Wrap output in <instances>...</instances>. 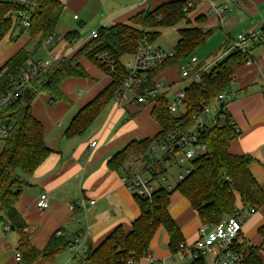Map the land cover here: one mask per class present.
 <instances>
[{
	"label": "trees",
	"instance_id": "16d2710c",
	"mask_svg": "<svg viewBox=\"0 0 264 264\" xmlns=\"http://www.w3.org/2000/svg\"><path fill=\"white\" fill-rule=\"evenodd\" d=\"M65 1L0 0V42L10 31L13 33L16 27H21L20 34L28 30L31 39H37V46H42L46 37L54 33ZM188 4L186 0L169 1L152 10H140L126 22L99 28L97 37L83 43L71 55L60 56L40 70L33 81L34 87L28 88L30 94L27 96L25 89L12 105L3 110L2 114L13 121L14 126L0 153V229L4 223L7 229L13 228L17 232L18 264H31L35 261L52 264L57 255L69 245L56 232L44 249L36 248L31 241V228L16 208L22 188L28 183L24 176L32 175L52 152L45 142L44 125L32 111L38 86L47 96L50 105L60 101L68 102L70 99L62 90L63 82L70 77L89 76L81 63L82 57L89 58L109 75L108 85L78 110L64 132L67 138L84 134L102 109L121 91L127 72L123 59L136 54L144 40L152 43L156 41L162 28L186 20L188 26L179 29L180 38L173 56L152 69L148 79L155 82L171 66L178 68L180 76L181 62L194 55L196 49L213 34L212 29L203 30L190 25L187 15L193 5ZM20 12L29 16L28 29L22 26L20 20L14 23L13 16ZM260 31V35L251 44L249 54L255 47L264 46V24ZM64 39L75 44L81 39V34L78 30H68ZM29 58H32V53L23 47L0 67L3 72L0 92L10 88L19 78ZM247 58L248 55L241 51H233L210 71H201L199 81L189 82L185 87L186 108L180 116L168 109L169 98L160 95L159 104L153 105L151 110L153 119L160 126L158 133L154 137L130 141L112 157L110 166L114 170L125 171V165L132 162L134 156L142 154L148 158L152 145L165 139L169 133L189 129L194 124L193 114L213 104L220 93L230 89L236 71L246 65ZM222 104L217 108V121L200 130L199 141L206 144L207 150L191 161V171L185 178L177 182L172 190L162 185L151 199L134 194L141 213L132 223L131 230L115 228L96 249L89 252L83 264H124L131 259L137 261L148 254L150 241L161 225L167 230L170 247L175 251L183 242V236L169 212L170 197L174 190L189 199L203 224L209 226H214L238 211V198L243 207L249 209L264 204V190L250 171L251 156L230 151V143L238 135V130L225 109L226 102ZM155 165L154 171H157L153 173L154 177L167 173L164 163L158 161ZM259 233L263 238L262 245L243 242L234 247L237 251H244L240 264H264L260 256L264 248V225ZM200 261L194 264H201Z\"/></svg>",
	"mask_w": 264,
	"mask_h": 264
},
{
	"label": "crops",
	"instance_id": "0c3cea01",
	"mask_svg": "<svg viewBox=\"0 0 264 264\" xmlns=\"http://www.w3.org/2000/svg\"><path fill=\"white\" fill-rule=\"evenodd\" d=\"M169 1L173 0H66L60 17L66 21L67 26L61 35L68 30L80 32L76 21L84 25L97 18L102 23L101 27H107L128 21L140 10H152ZM186 1L193 5L192 11L187 15L193 26L213 30V34L204 44L214 35H219L222 41L219 49L222 51L230 47L236 39L231 36L235 29L238 30V35L261 32L264 24V0ZM215 6L225 7L224 12L218 13ZM75 15L78 16L77 19L74 18ZM199 17H202L200 21L197 20ZM95 30L93 29L90 37L84 41H81V35V39L75 44L64 40L66 43L54 54L53 60L63 55H71L92 38V32ZM11 33L12 31L5 37L15 41ZM21 48L23 47H14L4 55L0 67ZM37 48L38 46L35 50ZM252 55L254 63L244 65L236 71L223 102H226L225 109L238 130V135L230 143V151L233 154L246 153L251 156L250 171L264 190V46L255 47ZM158 80L165 86L171 85V88L185 81L179 76L176 66L164 70ZM109 82L110 77L101 87L91 82L85 86L83 96L79 99L68 96V102L60 101L55 105H50L43 93L47 104L40 111L33 108L32 102L33 114L44 125L45 142L52 152L30 175V181L23 186L26 189L22 188L16 208L30 226L31 241L36 248L44 249L56 232L62 240L69 242L67 248L77 261H68V264H83L89 252L96 249L115 228L131 230L132 223L140 216V206L121 179L124 170H114L109 161L130 141L154 137L160 130L154 119L145 126L140 125V117L136 118L138 113L143 116L144 111H151V105L132 101L119 103L113 99L102 109L84 134L67 138L64 132L73 116ZM70 110L72 111L68 117ZM66 117L68 118L65 121ZM142 120L146 121L145 118ZM93 141L97 142L96 146L91 145ZM132 165L129 162L124 168L128 169ZM175 186L176 182L172 189ZM41 193H47L49 197L48 208L40 209L37 206ZM91 200H95V203L91 204ZM237 205L244 217V242L262 245L263 238L259 229L264 225V204L256 207L255 212L243 207L239 198ZM169 212L181 230L182 243L196 241L203 221L189 199L178 190L171 194ZM76 239H79L81 248L74 253L73 245ZM16 245L17 242L13 244L11 238L0 229V264H18ZM260 256L264 263V248L260 251ZM199 259L202 260L201 264H217L212 255L194 258L188 254L184 259L175 255V251L170 247V236L161 225L150 241L148 254L137 261L124 264H194ZM31 264L44 263L35 261Z\"/></svg>",
	"mask_w": 264,
	"mask_h": 264
},
{
	"label": "built area",
	"instance_id": "2783aa9c",
	"mask_svg": "<svg viewBox=\"0 0 264 264\" xmlns=\"http://www.w3.org/2000/svg\"><path fill=\"white\" fill-rule=\"evenodd\" d=\"M188 5L192 6L190 3ZM215 8L220 14L225 10L223 6H215ZM74 18L77 19L78 16L75 15ZM13 20L14 23L20 20L22 26L26 29L30 27L29 16H26L23 12L14 15ZM98 32V30L93 31L92 37H97ZM258 35H260V32L241 33L237 35L230 47L225 48L211 62H203L199 68L197 67L201 62H199L197 56L192 55L186 60V64H180V77L188 83L199 81L201 71H210L212 67L218 65L233 51H241L248 55L246 65H252L254 58L252 53L249 54L250 47ZM64 40V35L53 33L46 37L43 45L47 48L51 44H57ZM173 54V51H166L144 40L136 54L126 56L123 59V65L127 72L123 80L122 89L115 99L119 103L132 101L137 104L153 106L159 104L158 97L160 95H166L169 98L168 109L179 116L184 114L186 108L185 88L178 89L169 95V91L172 90L171 85L165 86L160 80L152 83L148 79L149 72L167 61ZM50 63L43 60L35 61L32 58L27 59L25 68L19 78L10 88L0 92V153L14 126L13 121L2 114L3 110L12 105L23 94L25 89L33 88V81L39 71L47 67ZM2 77L3 72L0 71V81ZM225 97L226 92L220 93L213 104L222 103ZM213 104L204 106L202 111L193 114L194 124L189 129L175 130L169 133L165 139L154 143L148 158H144L142 154L133 157L131 162L133 165L128 167L121 175L122 181L133 194L151 199L162 185L168 190L172 189V185L168 183V171L166 174H161L157 177L153 176V173L157 171H154L156 162L161 161L166 166V162L168 161L165 160L166 156H170L169 160L175 158L177 164L182 167L181 169L183 171L176 175V182L185 178L191 171V161L203 155L207 150L206 144L199 141V133L205 126L217 121V110L214 113L211 111ZM181 108H184V111H181ZM96 144V141L91 143L92 146H96ZM157 149H159V152H157ZM90 203L94 204L95 200H91ZM49 205L50 201L47 193H41L37 199V206L40 209H45ZM255 211L256 207L250 208V212ZM243 220L244 217L238 210L214 226H209L204 223L199 229V236L196 241L192 243H181L175 250V255L181 259H184L188 254L193 255L194 258L212 255L217 264H240L244 257V251H237L234 247L244 242L242 238ZM80 248L81 244L79 239H76L73 245L74 253H77ZM16 258L19 260L18 253H16ZM129 262H134V260L131 259Z\"/></svg>",
	"mask_w": 264,
	"mask_h": 264
},
{
	"label": "rangeland",
	"instance_id": "374dc122",
	"mask_svg": "<svg viewBox=\"0 0 264 264\" xmlns=\"http://www.w3.org/2000/svg\"><path fill=\"white\" fill-rule=\"evenodd\" d=\"M61 18L62 17L59 18L55 26L54 34H57V35L63 34L64 30H66L65 29L67 26L66 21L62 20ZM100 22L101 21L97 18L91 22H87V24L85 23L84 25H80L79 22L76 21L78 29L80 30L81 35H82L81 41L88 39L93 29L98 30L102 26V23ZM190 25H193L191 21H190ZM186 26H188V23L186 22V20H183L175 26L162 28L160 30L161 31L160 36L157 38L156 41L153 42V45H155L156 47L159 46L166 51H173L180 38L179 29L184 28ZM21 30L22 29H15L14 30L15 32L13 31V33H11L12 37L14 35L12 39H16L15 41L10 40L9 37H5L2 40L0 44V62L3 56L9 53L14 47H24L27 51L32 53L33 60L35 61L43 60V61L50 63L53 61L54 54L58 53V49L61 48L62 45H64V43H66L64 41L61 42L59 45L54 43V44H51L47 48L44 45H42V46H39L35 50V47L37 46V39L36 38L31 39L30 33L28 30H25L22 34H20ZM237 35H238V30L235 29L231 36L237 37ZM149 42L152 43V41H149ZM221 42L222 41H220L219 35L218 36L214 35L206 44L199 46L196 49L194 55L197 56L199 62H207V61L211 62L215 56L221 53L222 50L219 49ZM81 59H82L81 60L82 65L86 69L89 76L86 78H75V77L67 78L64 81V84L62 87L63 92L67 96L69 97L71 96V98H74V99L75 98L79 99L81 96H83V93L85 91V86L90 85L91 82L96 83L97 85H99V87H101V86H104L109 81V77H108L109 75H107L100 67H98L89 58L82 57ZM186 62L187 61L184 60L183 62H181V65L186 64ZM187 85H188L187 81H183L177 84L175 87L172 88V90L169 91V95L178 89L185 88ZM46 104H47V101L43 96V91L39 89V86H38L37 94L35 95L33 99V108L35 110L37 109L40 111L43 106L46 107ZM219 105L220 103L213 104L211 106V111L214 113L219 107ZM74 108H72V110ZM72 110H70V112L68 113V117ZM181 111H184V108H181ZM68 117L64 118V120L66 121ZM139 117L141 120L140 125L142 124V125L147 126L148 122L150 123L153 122L152 120L153 117L151 116V111L149 110L144 111L143 116L141 115V113H138L136 115V118H139ZM141 117L145 118L146 121L142 120ZM63 122H61L62 126H63ZM157 152H159V149H157ZM166 166L168 168V173H167L168 183L173 185L175 184L177 180L176 175H178L179 173L183 171L181 169L182 167H180V165L177 164V161L175 158H173L172 160H168L166 162ZM24 178L27 181H30V176H24ZM25 189L26 187H23V190ZM1 230L5 232V234H7L9 238H11V242L13 244H16L17 239H18V234L16 231L7 229L4 223L1 224ZM68 261H77V260L73 259L71 251L66 247L57 255L55 262L56 264H68Z\"/></svg>",
	"mask_w": 264,
	"mask_h": 264
},
{
	"label": "water",
	"instance_id": "95a60500",
	"mask_svg": "<svg viewBox=\"0 0 264 264\" xmlns=\"http://www.w3.org/2000/svg\"><path fill=\"white\" fill-rule=\"evenodd\" d=\"M25 94L28 96L30 94V89H27ZM223 104H221L222 106ZM170 159V156H166L165 160H169ZM11 230H13V228H11Z\"/></svg>",
	"mask_w": 264,
	"mask_h": 264
}]
</instances>
